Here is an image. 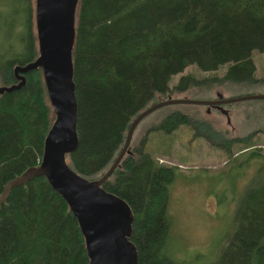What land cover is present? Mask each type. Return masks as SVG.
<instances>
[{
    "label": "trees",
    "instance_id": "trees-1",
    "mask_svg": "<svg viewBox=\"0 0 264 264\" xmlns=\"http://www.w3.org/2000/svg\"><path fill=\"white\" fill-rule=\"evenodd\" d=\"M73 29L77 142L64 160L86 180L100 178L133 118L168 91L224 84L234 91L231 83L242 84L240 89L249 85L245 91L264 87V76H255L250 59L252 50L264 46V0H77ZM37 56L34 0H0V87L18 82L13 67ZM189 64L206 74L226 68L221 76L202 80L182 75L168 87L171 75ZM19 74L24 84L0 93V196L8 181L39 165L54 119L41 69ZM259 112L258 126L241 137L227 138L189 114L165 110L132 145L130 138L100 187L124 200L132 212L129 241L135 264H264V156L249 143L257 131L264 133V106ZM181 124L192 129L193 137L222 150L245 144L243 153L257 163L208 256L178 255L168 213L176 167L157 163L144 149L146 133H168ZM0 264H88L75 216L43 175L11 186L0 202Z\"/></svg>",
    "mask_w": 264,
    "mask_h": 264
},
{
    "label": "rangeland",
    "instance_id": "rangeland-1",
    "mask_svg": "<svg viewBox=\"0 0 264 264\" xmlns=\"http://www.w3.org/2000/svg\"><path fill=\"white\" fill-rule=\"evenodd\" d=\"M250 59L254 65L255 76H264V46L252 50ZM225 68L226 65L220 66L215 74H206L195 64H189L182 71L171 75L168 87L176 85L182 75L190 74L195 80H202L208 76H221ZM231 84L236 86L235 92L229 84L174 88L166 93L165 100H214L240 96L243 93H264V87L253 86L256 90L245 91L242 88H249V85L240 89L242 84ZM251 100L256 99L224 103L219 107L190 103L162 106L135 125L131 145L137 137L144 134L147 127L157 125L165 110L189 114L227 138L241 137L258 126L259 119H262L259 111L264 103ZM192 133V129L183 124L168 133L160 129L152 130L146 133L144 149L157 163L176 167L175 176L168 187V213L171 219L170 235L173 246L179 251L178 255L190 256L191 253L200 252L208 256L225 231L227 223H230L236 197L257 163L248 152L243 153V143L222 150L220 146L212 145L203 137H193ZM249 143L253 147H260L257 152L264 156L262 131H257Z\"/></svg>",
    "mask_w": 264,
    "mask_h": 264
},
{
    "label": "water",
    "instance_id": "water-1",
    "mask_svg": "<svg viewBox=\"0 0 264 264\" xmlns=\"http://www.w3.org/2000/svg\"><path fill=\"white\" fill-rule=\"evenodd\" d=\"M76 8L77 0H34L38 56L24 65H15L13 73L18 82L1 86L0 93L19 88L24 84V78L19 73L39 67L54 119L43 140L39 165L8 181L0 202L11 186L43 175L75 216L84 238L88 264H135L136 252L129 241L132 212L124 200L100 187L126 151L135 125L148 113L166 105L190 103L219 107L229 102L264 99V93L214 100L161 99L133 118L122 147L100 178L86 180L72 171L64 160L65 153L72 151L77 142L70 57Z\"/></svg>",
    "mask_w": 264,
    "mask_h": 264
}]
</instances>
